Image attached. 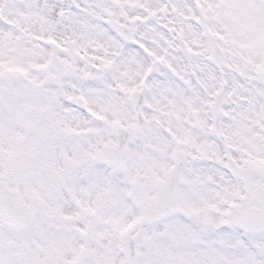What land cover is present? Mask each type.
Wrapping results in <instances>:
<instances>
[{"label": "snow or ice", "instance_id": "1", "mask_svg": "<svg viewBox=\"0 0 264 264\" xmlns=\"http://www.w3.org/2000/svg\"><path fill=\"white\" fill-rule=\"evenodd\" d=\"M0 264H264V0H0Z\"/></svg>", "mask_w": 264, "mask_h": 264}]
</instances>
